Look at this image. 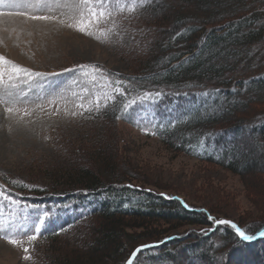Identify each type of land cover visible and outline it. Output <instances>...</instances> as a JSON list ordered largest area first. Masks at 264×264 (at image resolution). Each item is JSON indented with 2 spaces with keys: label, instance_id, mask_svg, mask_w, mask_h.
I'll use <instances>...</instances> for the list:
<instances>
[{
  "label": "rangeland",
  "instance_id": "1",
  "mask_svg": "<svg viewBox=\"0 0 264 264\" xmlns=\"http://www.w3.org/2000/svg\"><path fill=\"white\" fill-rule=\"evenodd\" d=\"M18 1L15 0V4ZM145 1L122 0L124 10L113 13V22L104 25V34L91 28L93 35L54 22L47 21L44 26L31 20L24 22L25 26L30 25V29H15L10 31L12 36H9L8 30L15 22L13 13L18 11L0 5V11L12 13L0 15V55L34 72L48 74L22 77L28 79V84L21 87L27 89L31 86L28 95L33 99L27 105H18V115L6 119L4 108L0 106V186L17 201L15 204L8 201L0 204V223L23 222L31 227L38 214L42 216L44 212L48 213L41 226L43 232L40 231L38 239L31 245L27 235L15 234L13 237L22 240L23 246H29L27 255H31L32 259H24L26 253L22 246H14L0 238V264H53L55 257L57 263L61 264L68 258L65 255L84 252L85 247L92 244L97 237L95 226L98 227V224L96 219L87 217L89 213L82 207L75 216L76 224L59 234L55 244L58 249L52 250L53 240L42 238L41 234L56 226L60 217L57 208L50 210L47 206L33 204L42 201L38 199L37 191L53 194V183L68 181L80 169H95L102 175L99 151L109 154L110 163L115 165L117 175H120V180L112 182L117 188L130 186L155 197L161 194L174 196L190 208L211 212L216 219L248 225L252 231L264 224V145L257 133L249 130L240 136L233 133L229 140L225 136L224 145L230 149L228 160L252 168L250 173L235 174L219 164L173 150L160 137L151 134L149 129L142 130L123 120L115 121L113 125L103 118V109L118 94L114 92L116 86L108 73L136 78L159 72L163 65L160 62L153 64L151 51L156 40H166L167 35L171 34V28L176 23L174 17H184L183 25L203 22V14L196 6L176 0H158L156 4L163 6V9L146 10L142 7ZM232 1L222 0L223 7L219 8L228 7ZM254 2L246 0L240 4L239 12L253 4L255 8L264 10V2ZM133 6L135 11L132 10ZM180 46L181 43L176 44L172 49L177 48L178 51ZM255 52L262 53L264 61V43L262 47L249 50L248 56L252 57L253 63H256ZM243 57L246 56L241 55L240 59L220 58L214 63L227 67L223 72L225 77L228 67L233 64L234 67L238 64V73L243 72L246 67ZM77 65H95L103 71L95 72L89 67L85 75L76 69ZM65 69L76 70L68 72ZM259 73L257 69L253 70V74L248 72L246 79ZM224 77L217 79V86L222 85ZM247 93L232 96V102L245 101ZM97 96L100 97L98 110ZM81 103L92 110L77 108L76 105ZM226 106V102L221 101L212 107V111L216 115ZM25 108L31 115L23 114ZM254 109L264 110V105H254ZM74 111L77 113L75 116L71 114ZM136 114L135 123L141 127L140 121L148 120L154 112L141 109ZM106 174L102 175L103 178L113 180ZM72 209L71 206L64 207L62 213L67 210L75 215ZM206 226L186 225L173 229L174 226L160 221L152 230L149 229L153 235L151 238L146 236L148 232L143 229H128L132 236L141 235L140 240L135 243L126 241L127 251L107 264H121L136 244L160 241L172 235L181 237L170 248L173 261H162L154 254L151 260L149 257L142 258L140 264H264V243L248 251L239 246L231 252L232 247L226 246L213 254L211 262L204 261L202 251L192 256V251L196 252L195 245L201 239L198 232H209L213 223ZM160 232L165 233L157 236ZM211 238L219 241L221 237L213 235Z\"/></svg>",
  "mask_w": 264,
  "mask_h": 264
},
{
  "label": "trees",
  "instance_id": "2",
  "mask_svg": "<svg viewBox=\"0 0 264 264\" xmlns=\"http://www.w3.org/2000/svg\"><path fill=\"white\" fill-rule=\"evenodd\" d=\"M176 1L188 6H196V9L200 10L199 13L203 14L201 15L204 17L203 22L183 25L184 17L173 16L176 23L171 28V34L167 35L166 40H156L151 51L153 64L160 62L163 65L159 72L136 78L108 73L114 86L117 80L123 82L120 87L124 88L128 95L125 97L116 94L115 99L103 109V118H107L113 125L115 121L123 120L138 128L149 129L151 134L154 132L173 150L183 151L190 156L219 164L235 174L250 173L252 168L249 165L242 166L228 160L230 149L225 147L224 139L225 136L231 137L233 133L240 136L244 131L249 130L257 133L264 145V110L254 109V105H264V72H262L264 61L260 52H255L256 63L255 61L253 63L252 57L248 56L249 50L256 46L262 47L264 43V10L255 8L256 5L253 4L239 12L240 4L246 0H233L230 2L231 5L223 9L219 8L223 7L222 0ZM157 2L158 0H146L142 7L146 10L163 9V6L156 4ZM256 2L261 4L264 0H255L254 3ZM165 19L169 20L168 17ZM215 20L218 22L214 23ZM180 43L182 46L178 47V51L177 48L172 49L174 45ZM187 55L188 58L184 59ZM241 55L246 56L243 57L246 67L240 73H238V64L235 67L234 64H230L229 71L224 77L223 72L227 67L214 63L220 58L240 59ZM256 69L260 71L259 75L246 79L248 72L253 74V70ZM221 76L224 80L222 85L217 86V79ZM146 92H159L161 95L154 97L155 103L145 100L142 104L138 102L127 110L123 108L127 99L142 96ZM242 92H248V98L245 101L232 102V96H238ZM221 101H225L227 106L215 115L212 107H216ZM141 109L152 110L154 114L148 120L140 121L141 127H139L135 120L136 112ZM117 116L120 118L117 119ZM98 153L102 160V175L107 172L108 178L112 177L113 180L103 178L95 169L84 168L78 170L68 181L53 183V194L36 192L42 203L34 202V204L46 205L50 210L57 208L56 212L60 216L50 232L41 234L42 238L53 240L52 250L58 249L55 244L59 234L76 224L75 216L82 207L88 211L87 217L96 219L98 224V227L95 226L97 237L92 244L85 247L84 252L76 251L70 256L65 255L68 258H65L61 264H107L115 261L127 251L126 241L135 243L141 238V235L132 236L128 229L132 231L143 229L148 232L146 236L151 238L153 235L149 229L152 230L160 221L165 225L174 226L173 229L186 225H203L205 228L206 225L212 224L207 215L216 217L213 213L202 211L201 208H185L181 200L176 199L177 197L172 196L173 199H168V196L164 195L155 197L130 186L117 188L112 184L120 180L115 165L110 163L109 154L100 151ZM67 205L74 207L75 215L70 214L69 209L62 213ZM237 224L242 229L251 231L252 234L264 227L263 224L252 231L248 225H241L238 222ZM164 233L160 232L157 236ZM201 233L198 232L201 239L195 245L196 252L192 251L191 255L194 256L195 253L202 251L205 262H211L213 254L222 251L226 246L232 247L231 252L239 246L248 251L251 247L264 243V239L240 242L234 230L228 225H219L212 232ZM213 235H220L221 238L219 241H214L211 238ZM169 237H164L160 241L136 244L121 264H127L132 253L145 244L155 246L143 249L132 264H140L144 257H149L151 260L154 254H157L162 261H173L174 255L170 248L181 237L178 235ZM53 264H59L56 257Z\"/></svg>",
  "mask_w": 264,
  "mask_h": 264
},
{
  "label": "snow or ice",
  "instance_id": "3",
  "mask_svg": "<svg viewBox=\"0 0 264 264\" xmlns=\"http://www.w3.org/2000/svg\"><path fill=\"white\" fill-rule=\"evenodd\" d=\"M0 5H4L9 9L14 6H19L15 4V0H0ZM28 6L31 7L32 5ZM36 6L41 10L39 14H31L27 12H17L16 14L25 16L28 19L34 21H48L58 23L62 26H67L69 28H76L77 31H80L87 35H93V32L90 30L93 27L99 30L101 34H104V25L113 22V13L122 12L125 7V5L122 3V0H38V4ZM132 10L135 11L134 6ZM5 14L11 15L12 13H5L3 11H0V15ZM89 67H91L95 72L103 71L101 68L95 65H77L76 69H79L80 71L84 72L85 75H87V69ZM76 69H65V71L72 72ZM45 75L48 74L34 72L27 67H23L14 63L13 61L7 59L4 55H0V106H3L4 108L6 119H11L12 117L19 114L20 109L18 108V105H27L33 99L28 95L29 91H31V86H29V88L27 89L21 87L22 84H28V79H23L22 77L32 78ZM105 79H107V77H105ZM114 83L116 85V87L114 88V92L118 93L120 96L127 97L128 94L125 92L124 88L120 87L123 82L117 80ZM160 95L161 93L159 92H146L142 96L127 99L123 104V108L127 110L133 105H136L138 102L142 104L145 100H149V102L155 103L154 97H159ZM37 98L42 99V97ZM99 105L100 97L97 96V110L99 108ZM37 107H40V105H37ZM76 107L84 111L92 110L91 107L85 108V105L82 103L76 105ZM23 114L26 116L31 115L27 108L24 109ZM71 114L75 116L77 113L74 111ZM119 118L120 117L117 116V119ZM152 134L155 135L154 132ZM167 198L173 199V197ZM3 201H8L10 204L17 203L14 197L9 194L8 190L3 186H0V204H2ZM181 203L185 208L189 207V205H187L183 201H181ZM47 216V212H44L42 216L38 214L31 227L23 222L11 221L0 223V238L6 239L9 244H12L14 246H22L23 251L26 253L24 259L31 260V255H27L29 253V246H23L22 240L13 237L15 234L27 235L29 245H31V242L38 239L41 231V226L45 222L44 217ZM23 219L26 220L27 217H24ZM208 219L213 221L215 225L230 226L234 230L240 242H252L257 240L258 238L264 239V227H261L258 231L255 232V234H252L251 231L242 229L231 220L216 219L211 215H209ZM61 231H63V229H61ZM29 232H31L32 234H29ZM154 246L155 245L147 244L141 245L132 253L131 258L127 261V264H132V261L136 258L137 253H140L145 248H152Z\"/></svg>",
  "mask_w": 264,
  "mask_h": 264
},
{
  "label": "bare ground",
  "instance_id": "4",
  "mask_svg": "<svg viewBox=\"0 0 264 264\" xmlns=\"http://www.w3.org/2000/svg\"><path fill=\"white\" fill-rule=\"evenodd\" d=\"M17 1V0H16ZM38 4V0H19L18 3L16 2V5H19L18 7L14 6L12 7L13 10L15 11H24V12H35V13H40V9L36 6ZM28 5H32L31 7H29ZM14 17H15V22H12L11 24V28L8 30V35L9 36H12L10 31L12 32L13 30H17V29H30V25H24V22H28V21H31V19H28L27 17L23 16L21 18H16L17 16H20V15H17L16 13H13ZM38 24H42L45 26V24L47 23V21H38L36 20Z\"/></svg>",
  "mask_w": 264,
  "mask_h": 264
}]
</instances>
